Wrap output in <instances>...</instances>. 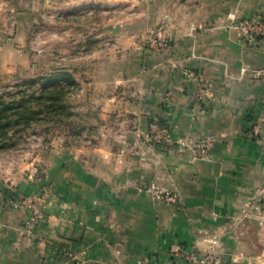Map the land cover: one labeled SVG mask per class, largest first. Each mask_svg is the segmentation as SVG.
<instances>
[{"label": "crops", "instance_id": "obj_1", "mask_svg": "<svg viewBox=\"0 0 264 264\" xmlns=\"http://www.w3.org/2000/svg\"><path fill=\"white\" fill-rule=\"evenodd\" d=\"M53 4L116 13V95L96 106L95 136L53 152L42 188L19 186L38 197L44 216L32 240L14 230L22 215L0 216V264H192L175 253L203 254L218 231L226 264L262 255V228L237 218L264 179V145L251 135L261 119L264 138V81L256 75L264 33L250 43L227 25L264 22V0H0V32L8 16L21 26V15ZM154 33L167 41L160 54L142 49ZM199 74L207 83L200 100ZM153 121L175 140L213 137L211 158L147 141ZM150 182L178 201L154 202Z\"/></svg>", "mask_w": 264, "mask_h": 264}, {"label": "rangeland", "instance_id": "obj_2", "mask_svg": "<svg viewBox=\"0 0 264 264\" xmlns=\"http://www.w3.org/2000/svg\"><path fill=\"white\" fill-rule=\"evenodd\" d=\"M42 7L21 15V26L15 15L8 16L0 32V105H5L0 106V216L22 215L14 230L30 240L35 239L44 212L38 197L18 192L19 186L42 188L53 152L97 134L92 129L96 106L112 103L107 95H116V69L121 65L116 57L121 49L113 42L118 33L112 29L116 13L103 11L97 16L87 14L84 6ZM142 43L147 52L160 54L167 48L166 38L155 33L144 36ZM51 92L58 101L52 102ZM18 111L30 120L15 119ZM106 130L98 127L99 133ZM256 196L254 192L246 201L238 224L250 219L264 233V193ZM35 212L41 218L33 230L27 229ZM214 237L203 254L181 256L178 251L175 257L192 264H226L228 258L219 252L220 232ZM237 258L232 257L233 264H264V253L247 262Z\"/></svg>", "mask_w": 264, "mask_h": 264}, {"label": "built area", "instance_id": "obj_3", "mask_svg": "<svg viewBox=\"0 0 264 264\" xmlns=\"http://www.w3.org/2000/svg\"><path fill=\"white\" fill-rule=\"evenodd\" d=\"M228 29L234 30L237 33H240L245 39L250 43L256 41L264 33V22L257 19H239V20H230ZM256 75L262 81H264V66L256 71ZM198 88L196 92V97L200 100L204 97L207 83L204 80L202 74L197 76ZM170 95L165 93L162 96V104L165 105L169 102ZM263 131V122L261 119H257L251 129V135L254 139L258 140L264 145V138H261V133ZM144 137L157 144H160L165 147H171L174 145H180L189 150L191 157L195 160H209L211 158V153L215 143L213 137H204L201 139H195L192 142L181 141L173 139L166 131V129L157 121L150 122L147 130L144 132ZM146 192L149 194L151 199L156 203L163 204H174L178 201L179 195L176 191L157 185L154 182H150L146 187ZM257 196L259 197L264 193V179L261 182V185L255 190ZM36 217L30 219L26 225L27 229L33 230L38 223L41 215L38 212H35ZM30 232V231H29ZM179 255L184 256V253L181 252ZM188 255V254H185ZM189 259L191 257L187 256ZM142 264H151L148 260L144 261Z\"/></svg>", "mask_w": 264, "mask_h": 264}, {"label": "trees", "instance_id": "obj_4", "mask_svg": "<svg viewBox=\"0 0 264 264\" xmlns=\"http://www.w3.org/2000/svg\"><path fill=\"white\" fill-rule=\"evenodd\" d=\"M66 78H67V80H68L69 82H73V80H72L70 77H67V76H66ZM51 93H52V92H51ZM57 94H58V93H57ZM55 95H56L55 93H52V94H51V96H52V98H53L52 102H53V101H54V102L58 101V99H56V96H55ZM0 106H5V105H4V104H1ZM22 106H25V104H21V105H20V107H22ZM26 112H27V111H26ZM24 113H25V112L18 111V112L16 113L15 119H17V120H20V119H26V121H29L31 117L25 116Z\"/></svg>", "mask_w": 264, "mask_h": 264}]
</instances>
